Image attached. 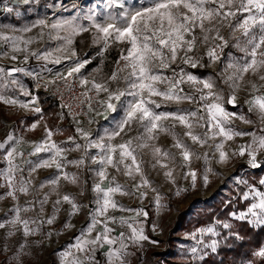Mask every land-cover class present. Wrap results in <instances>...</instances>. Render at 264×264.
<instances>
[{
	"label": "snow or ice",
	"instance_id": "obj_1",
	"mask_svg": "<svg viewBox=\"0 0 264 264\" xmlns=\"http://www.w3.org/2000/svg\"><path fill=\"white\" fill-rule=\"evenodd\" d=\"M114 6L119 10L108 12L100 21L95 18V14L90 13L88 27L72 20L52 23L50 27L55 36L50 35V39L60 42L54 51L30 52L29 46L36 38L0 33V41L9 45L13 61L18 59V53H25L24 63L28 62L29 56L46 64L59 65L64 61L69 62L66 72H57L55 79L44 84L45 89L49 85H57L58 81L63 83L64 90L70 94L75 91L77 85L82 89L78 96L70 97L72 103L60 104L61 109L68 108L69 114L73 115L77 136H69L66 141L57 143L53 136L62 129L57 128L54 131L45 125L44 137L39 141L30 142L32 150L28 155L37 159L23 160V163L28 165L29 177L39 169H55V175L40 184L41 188L45 184L52 185L53 191H56L61 179L71 184L79 183L80 178L76 173L65 171L69 164L79 168L89 161L96 166L90 169L98 178L92 185L95 207L88 213L87 225L74 237V242L60 253L61 264H99L96 253L105 245L108 246L104 253L105 264H128L130 244L140 245L141 242L149 240L145 235L143 223L137 219L141 216L146 218L148 212L143 208H126L115 199L117 195L138 194V198L143 200L147 197V192L143 189L150 188L155 194L153 203L157 209L165 207L161 194L152 187V182L144 172L142 156L145 149L149 150L152 157V168L164 169L163 175L173 184L176 183L173 166L179 163V167L184 170L183 179L190 178L192 188H195L198 176L197 171L191 168V162L193 159H203L207 163L208 153L201 156L187 143L188 140L192 145H207L213 149L212 155L218 153L219 163H227L234 156L247 155V163L251 168L262 167L258 155L264 151V135L242 132L233 127V121L237 119L248 124L252 121L243 114L229 111L225 104L232 105L233 108L237 106V92L246 75L258 76L260 81H264V0H147L145 4H129L128 0H108L107 7L112 9ZM33 27L43 29L49 25L45 20H39L36 24L18 31L28 33ZM224 28L229 29V38L222 34ZM86 32L92 33V43L98 46L96 55L102 58L101 63L114 45H124L120 47L111 73L99 81L95 77L89 79L82 75L81 70L92 61L88 58H77L73 47L75 37ZM43 35L41 31L39 38L42 39ZM230 39L234 40L232 46L244 53V56L236 59L228 54L226 58L222 70L225 74L223 83L231 90L226 101L223 94L217 90L216 80L211 77L200 78L185 71L183 67L179 71L173 69L170 76L165 74V70L176 64L178 57L183 65L193 69L205 66L202 63L204 57H207L210 65L220 62L224 57L225 48L229 47ZM198 44L206 49L203 56L192 55ZM0 55L6 56L8 52ZM42 70L52 71L50 68ZM16 73L39 76V73L20 67L7 71L0 68V103L42 114L43 109L38 106L39 98L14 78ZM248 83L251 85V93L244 103L248 105L249 113H256L261 122H264V93L260 91L264 84L258 85L252 81ZM185 84L193 88L194 92H186L182 87ZM10 86L18 87L22 94L30 99L25 102L2 94L3 90ZM57 92L63 101V92L59 87ZM183 102L199 106L194 110L177 108L175 111H158L170 103ZM77 109L79 111H76ZM81 114L88 116L89 124L97 123L96 118H102L107 126L101 125L94 135L92 131L80 126L81 121L76 119V116ZM168 121L172 123H166ZM37 126V123H33L30 130H35ZM177 127L183 128L184 131L178 132ZM133 128L136 135L125 139ZM197 128L204 131L197 132ZM161 134L171 137L173 143L170 148L165 149L157 144ZM246 135L251 136L249 143L241 144L231 155L225 151L228 141ZM77 138L83 140V143L77 142ZM118 138L119 142H116ZM218 138L219 142H216ZM209 141L213 143L209 144ZM9 143L11 146L6 149ZM23 143L22 138L17 139L13 134H8L6 139L0 142V149H6L4 159L7 162V167L0 170V179L4 182L0 187H6V195L14 200L18 198L17 193L27 195L32 184L31 179L22 175L24 169L16 162L17 157H24V152L18 150ZM172 149L178 151L179 161L177 153ZM71 151H80L82 155L79 159L68 160L66 153ZM109 168L132 181H136L137 177L139 180L131 187H126L117 182L115 176L109 179ZM209 171L211 169H206L202 176L205 186L209 183ZM105 181L108 182L107 187L103 186ZM237 183L247 184V181L237 180ZM259 184L264 186V178L259 180ZM186 190L177 188L175 195L179 196ZM250 197L252 202L246 210L230 213V216L254 226H264V191L249 185L242 199L248 201ZM37 203L40 214H43L44 205L48 203V194ZM62 203L70 205L69 216L78 214L83 207L76 202L74 196L64 194L53 202V214L47 220L24 219L21 213L32 209L16 206L12 209L14 216L8 223L12 228L21 226L25 237L34 235L44 223H54L56 213L60 210L58 206ZM109 210L130 212L134 215L109 216ZM116 223L126 226L130 230L129 234L121 231L119 235H111L115 229L109 227V224ZM216 223L224 229L232 227L228 222ZM98 225L102 230L93 237L92 233ZM4 227L5 224L0 223V228ZM65 227L71 228L73 225L66 223ZM155 227L153 225L154 231ZM13 234L8 233L9 236ZM47 235L51 236V233ZM187 235L196 241V246L190 249L193 257H198L205 249H211L212 252L217 250V239H211L207 243L202 239L205 235L218 237L220 233L215 226L200 228ZM234 235L239 238L238 233ZM198 236L200 239H197ZM21 247L23 248V245ZM254 255L264 259V246L256 250ZM248 264L252 262L249 261Z\"/></svg>",
	"mask_w": 264,
	"mask_h": 264
},
{
	"label": "rangeland",
	"instance_id": "obj_2",
	"mask_svg": "<svg viewBox=\"0 0 264 264\" xmlns=\"http://www.w3.org/2000/svg\"><path fill=\"white\" fill-rule=\"evenodd\" d=\"M134 2L137 4H145L147 0H128L129 4ZM107 4L108 0H27V2H25V0H0V33L6 35H23L25 38H36L35 42L29 46L30 52H42L44 50L54 51L60 42L55 39H50V35L55 36V32L52 31L50 27L52 23L72 20L75 23L88 27L90 25V13L95 14V18L100 21L108 12L119 10L115 8V6L109 9ZM39 20H45L49 27L43 29L40 27H33L32 31L28 33H20L18 31L26 26L36 24ZM41 31H43L44 34L42 39L39 38ZM222 34L225 35L226 38H229V29L224 28ZM237 35H239V33H237ZM233 44L234 40L230 39L229 47L224 50V57L216 64H208L207 57H204L202 63L205 66H198L193 69L187 65H183L178 57L176 64L172 65V68L165 70V74L170 76L173 69L179 71V69L183 67L185 71L191 72L193 75L200 78L211 77L216 80L217 90L223 94L226 101L231 91L228 85L223 83V76L225 74L222 70L226 63V58L228 54H231V56L236 59H240L244 56V53L232 46ZM73 47L76 50L77 58L81 60L88 58L92 61L81 70L82 75L89 79L95 77L99 81L106 78L111 73L115 66V61L119 56L120 47H124V45L119 47L114 45L103 57V63H101L102 58L96 55L98 46L93 45L91 32H86L75 37ZM205 50L203 46L198 44L197 49L192 55L203 56ZM5 51L8 52V55H0V68H3L5 71L13 67L24 68L29 64L30 66L28 69L34 68L31 64L35 62V60L38 63L44 62L29 56L28 62L24 63L23 56L25 53H18V59L13 61L11 59L12 53L9 45L0 41V53H4ZM66 63L68 64L69 62L64 61L62 64ZM14 78L19 80L24 88L29 91L27 80L24 79L23 73L14 74ZM249 81L255 82L258 85L264 84V81H260L258 76H252L251 74L246 75L244 82L241 84V88L237 92V106L235 108L228 104H225V106L229 111L243 114L252 121V123L248 124L238 119L234 120L233 127L237 130L246 133H254L258 136L264 135V122H261L256 113H249L248 105L244 103L245 100L250 98L251 85L248 83ZM121 86H123L122 83ZM182 87L186 92H194V89L187 84ZM260 91L264 93V87H261ZM2 94L25 102L30 99L29 96H24L21 90L15 86L4 89ZM38 98V106L43 109L42 114L21 109L19 106H9L0 103V142H3L8 134H13L17 139L22 138L24 141V143L18 147V150L25 152L28 149V153H30L32 150L30 142L39 141L44 137L45 125L54 131L57 128L62 129L61 132H56L53 136V140L57 143L66 141L69 136H76L67 121L58 120V110L54 102L42 96ZM45 106H47V109H44ZM198 106L197 104L188 102H183L181 104L170 103L158 111H175L177 108L194 110ZM33 123H37L38 126L35 130H30ZM166 123L172 122L168 121ZM176 130L181 133L184 131V129L180 127H177ZM196 131L203 132L204 129L197 128ZM134 135H136L135 128L124 138L127 139L129 136ZM250 141V135L236 137L234 140L226 143L225 151L231 155L234 149ZM77 142L83 143V140L77 138ZM116 142H119V138ZM216 142H219V138ZM172 143L171 137L164 134H161L157 141V144L165 149L170 148ZM187 143H189L193 150L201 156L204 153H208L207 163H205L203 159H193L191 162V168L197 171L198 176L195 188L191 187L190 178L187 180L183 179L184 170L179 167V163L173 166V175L176 183L173 184L169 182L163 175L164 169L159 167L155 169L152 168V157L149 150L145 149L142 156L144 160V172L152 182V187L156 188L161 194L162 204L165 205V207L157 209L153 203L155 194L150 188L143 189V191L147 192V197L143 200L138 198V194L133 196H115V199L126 208H143L148 212L146 218L141 216L137 219L143 223L145 235L149 237V240L141 242L140 245L130 244L128 251L131 254L127 257L128 264H163L161 255L152 254L150 249L156 253L161 252L168 234L172 236L174 241L172 251L176 258H181L185 262L189 261L190 263L194 261L200 262L208 255H212L219 260L220 255L217 253L218 247L222 244L224 239L227 240L228 236L233 237L236 242H242L241 235L237 231V226H239L237 222L244 221L234 219L230 216V213L244 211L252 202L251 197L248 201L242 199V195L248 190L249 185L264 191V186L259 184V180L264 178V151H261L258 155V161L262 164V167L251 168L247 163V155L244 157L234 156L227 163H219L218 153L213 156V149L209 148L207 145L204 147L192 145L190 140H188ZM211 143L213 142L209 141V144ZM10 146L11 143L6 145V149ZM6 149H0V170L7 167V162L4 159ZM172 151L177 153V161H179L178 151L175 149H172ZM92 152H95V150H92ZM66 155L68 160H74L79 159L82 152L71 151L66 153ZM27 159L36 160L37 157H29L27 154L23 158L17 157L16 162L24 169L22 175L26 179H31L32 181L29 193L27 195L17 193L18 198L14 200L6 195L8 191L6 187H0V223L5 224L4 228H0V264H61L60 253L74 242V237L78 236L81 228L87 225L89 219L88 213L95 207L93 203L94 193L92 192V185L94 181H98V178L94 176L90 169L96 166L90 164L89 161H86L85 165L79 168L69 164L65 168V171L76 173L80 178L79 183L71 184L61 179L56 191H53L52 185L45 184V186L41 188L40 184L55 175V169H39L29 177L28 165L23 163V160ZM206 169H211V171L207 173L209 177L207 186H205L202 181V176ZM108 172L109 179L115 176L117 182L126 187H131L133 183L139 180V177H137L136 181H132L130 178L124 176L122 173L116 172L112 168H109ZM237 180L247 181V184H238ZM3 183V180L0 179V184ZM103 186L107 187L108 182L105 181ZM177 188L187 190L181 192L179 196H176L175 192ZM238 190H242L240 194H238ZM45 194H48V203L44 205L43 214H40L37 201L42 199ZM64 194L74 196L76 202L83 206L78 214L69 216L70 205L62 203L58 206L60 210L56 213V219L53 224L49 225L44 223L39 232L27 237L23 235L21 226L18 225L16 228H12L9 225L8 221L14 216L12 209L16 206L30 207L32 209L28 212L21 213L24 219L47 220L53 214V202ZM238 195L241 202L245 201V208L240 209L235 207L226 216H221L216 219L214 215L211 222L199 226L195 224L196 218L206 215L219 205L225 206L229 201L234 202V199ZM180 213H182L183 216L182 222L180 224L177 222L176 226H173V222L176 221L177 215ZM107 215L130 217L134 215V213L109 210ZM217 221L230 223L234 230L224 229L220 224L216 223ZM66 223H71L73 227L66 228ZM153 225L156 226L155 231L153 230ZM248 225L254 230L261 227L249 223ZM208 226H215L220 235L218 237L205 235L202 239L205 243L210 242L211 239H217L219 241L217 250L212 252L211 249H205L198 257H193L190 249L196 246V241L191 239L187 234ZM31 227H35V225H31ZM109 227L115 229L111 235H119L121 231L126 234L130 232L126 226H120L118 223L109 224ZM101 230V226L98 225L96 230L92 233V236L94 237L96 233ZM9 232H13L14 234L9 236ZM48 233H51V236H48ZM235 233L239 234V238L234 235ZM197 239H200V237L198 236ZM151 241H156V243H152ZM228 243L227 246L231 245L233 242L229 241ZM22 245L23 248L21 247ZM262 246H264V241L260 246L252 247L249 250V254L244 256H242L243 253L240 254L241 257L239 256V258L234 261V264H248L249 261H251L252 264H264V259L254 255V252ZM107 248L108 246L105 245L103 248L98 249L96 259L99 261V264H105L104 253L107 251ZM228 264H231V262Z\"/></svg>",
	"mask_w": 264,
	"mask_h": 264
},
{
	"label": "trees",
	"instance_id": "obj_3",
	"mask_svg": "<svg viewBox=\"0 0 264 264\" xmlns=\"http://www.w3.org/2000/svg\"><path fill=\"white\" fill-rule=\"evenodd\" d=\"M44 109H47V106L44 107ZM242 191V190H241ZM240 190H238V194L241 193ZM239 195L234 199L233 201H229L225 206L219 205L216 209L213 211H210L204 216L196 218L195 224L196 225H203L205 223L211 222L213 219V216L215 215V218H219L221 216H226L233 208H245V201H238ZM235 203V204H234ZM178 219V221H177ZM183 220L182 213L177 215L176 221L173 222V226H176L177 222L180 224ZM239 226H237V231L241 235L242 242H236L233 237L228 236L227 240H223L222 244L218 247L217 253L220 255V259L213 257L212 255H208L205 257L202 261H194L192 263L185 262L181 258H176L172 251V247L174 245V241L172 239V236L168 234V236L165 239L164 248L161 252H153L152 249H150V252L152 254L161 255L163 264H228L231 262V264H234V261L241 257L240 254L243 253L242 256L249 254V250L253 247L260 246L264 241V226H261L259 229L254 230L252 227L248 225L246 221L244 222H237ZM228 230H234L233 227H231ZM233 242L231 245L228 242ZM245 252V253H244Z\"/></svg>",
	"mask_w": 264,
	"mask_h": 264
},
{
	"label": "built area",
	"instance_id": "obj_4",
	"mask_svg": "<svg viewBox=\"0 0 264 264\" xmlns=\"http://www.w3.org/2000/svg\"><path fill=\"white\" fill-rule=\"evenodd\" d=\"M30 66L26 65L24 68H26V71H30V72H36L39 73V76L33 77V76H28L25 75L24 73V79L27 80V85H28V89L29 91L32 93V95H35L37 97H44V98H49L50 100H52L58 110V120L59 121H67V123L70 125V127L72 128L73 133L77 136L75 129L77 127V125L74 122L73 119V115L69 114V109L68 108H63L61 109L60 104L62 102L65 103H72L70 97L72 95L78 96L80 91H82V89L79 88V86L77 85L75 87V91L73 93H68L67 91L64 90L63 88V83L61 81L57 82V85H49L47 87V89H45L44 84L47 81L53 80L56 78V74L57 72H66L67 70V63L66 64H52V63H47L46 62H42V63H38L36 60L35 62H32L31 66H34V68L28 69ZM44 68H50L52 69L51 72H48L46 70H42ZM57 87L60 88V91L63 92V101L61 100L60 97V93L57 92ZM101 98H103V95L101 96ZM76 111H79L78 109ZM61 113L63 114V118L61 119ZM76 119L81 121V125L82 127L85 128V130L88 131H92L93 134L95 135L96 131L100 128L101 125H106L105 122L103 121L102 118H96L97 119V123H92L89 124L88 123V116L81 114L79 116H76ZM29 150L27 149L24 152V156H26L28 154Z\"/></svg>",
	"mask_w": 264,
	"mask_h": 264
}]
</instances>
